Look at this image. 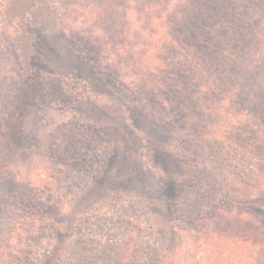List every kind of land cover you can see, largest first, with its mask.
<instances>
[{"label":"rangeland","instance_id":"rangeland-1","mask_svg":"<svg viewBox=\"0 0 264 264\" xmlns=\"http://www.w3.org/2000/svg\"><path fill=\"white\" fill-rule=\"evenodd\" d=\"M176 1L148 9L165 18ZM135 2L0 0V264L27 252L30 264H65L66 250L70 264H264L254 180L239 177L247 191L228 198L188 189L192 173L176 160L191 152V127L132 97L143 44L129 41L150 22ZM225 114L199 115L202 140ZM71 146L88 149V167L65 181L85 154Z\"/></svg>","mask_w":264,"mask_h":264},{"label":"trees","instance_id":"trees-1","mask_svg":"<svg viewBox=\"0 0 264 264\" xmlns=\"http://www.w3.org/2000/svg\"><path fill=\"white\" fill-rule=\"evenodd\" d=\"M27 1L6 3L25 6ZM157 2L160 10L166 8L163 0L135 2L149 11L146 19L150 22L138 29L147 36L135 33L129 41L131 48L135 39L143 44L139 55L132 59L133 70L139 72L138 81L130 87L132 97L151 109L154 116L167 113L169 121H176L185 129L191 127L186 133L191 152L180 153L176 160L183 171L192 173L186 180L188 189L203 197L207 193H227L228 198L247 191L243 180L247 175L254 180L252 189L257 191L261 203L253 211L259 209L264 214V39H260L263 32L252 29L261 27L264 0H179L165 18L160 16L161 11L151 13ZM246 13L249 16L241 15ZM115 43L118 40H113L118 47ZM21 49L19 57L24 68L29 56L26 48ZM171 103L174 105L168 107ZM219 110L226 113L225 122L220 128L207 130V138L202 140L199 132L207 125L200 121L208 112ZM223 127L225 130L219 131ZM64 150L76 155L85 152L74 156L72 171L64 176L68 181V174L87 171L88 149L74 152L71 146ZM58 182L59 179L55 183ZM220 185L222 189H218ZM259 221L264 228V218ZM24 246L32 249L27 243ZM263 252L264 246L258 254L264 256ZM30 253H24V264H30ZM60 256L61 263L70 264L68 250Z\"/></svg>","mask_w":264,"mask_h":264}]
</instances>
